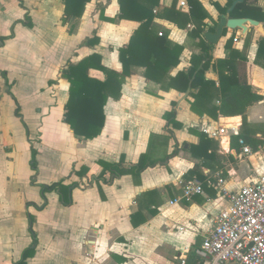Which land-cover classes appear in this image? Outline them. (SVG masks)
Segmentation results:
<instances>
[{
    "label": "crops",
    "instance_id": "1",
    "mask_svg": "<svg viewBox=\"0 0 264 264\" xmlns=\"http://www.w3.org/2000/svg\"><path fill=\"white\" fill-rule=\"evenodd\" d=\"M179 1L176 8L188 14L187 0L185 7ZM199 1L210 15L204 22L216 29L220 14L213 2L223 7L226 0ZM171 3L160 0L154 13ZM10 5L17 13L7 20L10 31L0 34L13 33L0 43V264H15L31 246L28 214L34 216L37 242L26 264H177L178 259L181 264L183 258L186 264H202L196 252L213 228L215 215L228 205L222 190L237 191L264 173L259 155H243L237 142L243 138L252 151L264 145V59L256 62L264 26L261 31L246 23L245 33L226 29L225 35L211 43L212 61L204 72V78L215 83L212 103L218 105L228 90L227 85L221 89L215 65L228 56L225 43L234 36L232 47L246 56L244 65H238L239 72L249 76L251 92L261 97L247 106L244 121L240 115L199 116L190 110V88L185 92L166 89L145 78L143 66L132 65L119 97L106 100L101 133L86 139L76 136L62 120L69 83L60 71L96 53L103 66L121 72L118 49L128 43L139 23L99 19L100 11L106 17L116 16L117 0H91L79 19L66 22L62 21V0H0V23ZM253 5L264 9V0H255ZM26 13L31 27L23 24ZM153 28L183 46L179 63L167 76L190 67L191 55L200 51L198 39L159 17L153 19ZM206 32L215 31L205 29L201 36ZM248 32L251 42L245 49ZM94 33L98 42H85ZM88 75L106 79L103 71L94 68ZM171 110L179 125L163 117ZM218 128L224 131L212 136L210 132ZM197 133L205 134L208 141L195 156L190 146L199 143ZM31 146L37 151L34 185L30 181L34 174L29 164ZM149 150L156 164L145 168L137 180L131 174L110 183L95 179L102 170L98 160L115 162L123 155L126 164L132 165ZM173 150L174 156L163 160ZM82 166L88 171L80 177L74 171ZM62 178L65 184H77L67 206L55 191L42 196L37 185ZM185 182L200 183L202 193L189 200L181 198Z\"/></svg>",
    "mask_w": 264,
    "mask_h": 264
},
{
    "label": "trees",
    "instance_id": "2",
    "mask_svg": "<svg viewBox=\"0 0 264 264\" xmlns=\"http://www.w3.org/2000/svg\"><path fill=\"white\" fill-rule=\"evenodd\" d=\"M91 0H62L63 16L62 21L68 19H79L84 11L86 3ZM234 0H226L225 6L221 7L218 3L213 2L219 14H225L228 7ZM255 0H243L237 3L230 11V17L251 18L263 23L264 26V9L253 5ZM160 0H117L119 12L115 17H106L103 11L99 13V19L115 22L117 20L126 19L138 22L137 28L134 30L126 45L118 49V59L121 63V72L106 68L101 64V57L93 53L86 56L76 64L68 63L65 68L61 69L60 76L65 78L68 83V98L63 106V122L68 124L72 132L78 137L92 139L101 133L104 125L105 115L103 107L108 97L118 98L120 95L121 84L124 77L131 73L132 65H140L145 68L144 76L163 84V87L173 88L180 92H185L190 88V110L199 116L203 114L215 119L218 113L222 116H242L244 121V113L250 104L259 101L260 95L251 92L249 76H245L239 72L238 65H244L246 56L238 52L232 47L234 36L228 38L225 43V48L228 50V56L223 60L216 62V69L219 72V85L223 89L227 85L228 92L221 96L219 104L212 103L213 91H216L215 83L204 78V72L210 66L212 61L211 50L212 44L201 36L205 29L215 31L214 27H208L204 22L210 15L204 9L199 0H187L189 4V13H184L176 8L177 0H172L169 7L163 8L158 14L154 13V9L159 5ZM159 17L166 19L178 28L186 30L190 38L198 39L199 53L192 54L190 58V67L186 70L178 71L174 76H167V72L171 67L179 63V57L183 50V46L179 45L170 39L164 32L161 35L153 28V19ZM24 25L32 26L29 16L24 15ZM192 25L188 29V25ZM71 28V32L73 31ZM226 29L223 30L222 36L226 34ZM13 33L5 37H0V43L4 39L12 37ZM251 34L248 32L245 37V49L249 46ZM99 38L93 35L92 38L86 39L88 44L97 43ZM258 59H264V37H262L257 46L256 62ZM264 66V63H261ZM214 65V64H213ZM90 68L98 69L106 74L104 81L90 77L88 70ZM227 70V73H224ZM52 82V81H50ZM165 82V83H164ZM223 91V90H222ZM16 115L20 116L19 107L17 105ZM168 122L173 125H179L174 120L173 110L166 112L163 116ZM199 134V143L191 145V153L198 156V149L203 143L208 141L205 134ZM151 138L154 134L150 135ZM259 142L252 144V149H256ZM36 149L31 146V158L29 161L34 174L31 175L30 181L36 184L35 177L37 173ZM175 150L164 156V159L174 156ZM101 167V172L95 178L110 183L115 178L124 174H131L133 179L137 180L140 173L149 166H154L156 160L151 158L150 150L141 153L135 164L127 165L124 156L115 162L98 160ZM88 171L86 166H82L79 170L74 171L80 177L84 176ZM108 173V178L105 175ZM64 178L54 181L50 184H37L40 187L41 195L45 192L55 191L58 194L59 201L62 205H70L72 203L70 193L77 186L72 182L64 183ZM27 205L33 204L31 201L26 202ZM29 231L32 234V244L27 247L21 255V258L15 264H26L27 257H31L36 246V236L32 228L34 216L28 214ZM131 220L133 218L131 216Z\"/></svg>",
    "mask_w": 264,
    "mask_h": 264
},
{
    "label": "built area",
    "instance_id": "3",
    "mask_svg": "<svg viewBox=\"0 0 264 264\" xmlns=\"http://www.w3.org/2000/svg\"><path fill=\"white\" fill-rule=\"evenodd\" d=\"M179 5L185 7V0H180ZM223 131L224 128H218L210 133L217 136ZM237 142L243 155L257 154L264 162V145L252 151L243 138L239 137ZM222 191L228 205L215 215L213 228L196 252L202 264H264V173L237 191ZM201 193L198 182L182 185L181 198L189 200ZM178 200L176 198L173 203ZM181 264H186L185 258L181 259Z\"/></svg>",
    "mask_w": 264,
    "mask_h": 264
},
{
    "label": "water",
    "instance_id": "4",
    "mask_svg": "<svg viewBox=\"0 0 264 264\" xmlns=\"http://www.w3.org/2000/svg\"><path fill=\"white\" fill-rule=\"evenodd\" d=\"M243 0H234L232 4L228 7L225 14L220 15L219 22L216 25L215 32H206L203 34V37L209 43H216L222 36L224 29H241L242 33H245L248 29L246 23L250 26H255L261 31L263 30V23L253 20L251 18L244 17H230V11L236 6L237 3L242 2ZM180 263V260H177V264Z\"/></svg>",
    "mask_w": 264,
    "mask_h": 264
},
{
    "label": "rangeland",
    "instance_id": "5",
    "mask_svg": "<svg viewBox=\"0 0 264 264\" xmlns=\"http://www.w3.org/2000/svg\"><path fill=\"white\" fill-rule=\"evenodd\" d=\"M8 9H9V7H8ZM16 11H17L16 7L10 5V12L5 13L6 19L0 23V34L1 35L8 33L10 31V24H9V22H7V20L9 19V16H14L17 13Z\"/></svg>",
    "mask_w": 264,
    "mask_h": 264
}]
</instances>
